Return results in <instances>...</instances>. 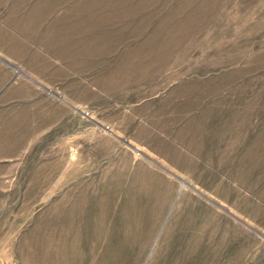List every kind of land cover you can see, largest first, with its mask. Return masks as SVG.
I'll return each mask as SVG.
<instances>
[{
	"label": "rangeland",
	"instance_id": "rangeland-1",
	"mask_svg": "<svg viewBox=\"0 0 264 264\" xmlns=\"http://www.w3.org/2000/svg\"><path fill=\"white\" fill-rule=\"evenodd\" d=\"M0 264H264V0H0Z\"/></svg>",
	"mask_w": 264,
	"mask_h": 264
}]
</instances>
